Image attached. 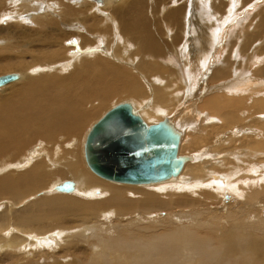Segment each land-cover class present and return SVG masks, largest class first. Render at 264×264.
Here are the masks:
<instances>
[{
    "label": "bare ground",
    "instance_id": "obj_1",
    "mask_svg": "<svg viewBox=\"0 0 264 264\" xmlns=\"http://www.w3.org/2000/svg\"><path fill=\"white\" fill-rule=\"evenodd\" d=\"M176 1L169 8L168 0H0V25L6 24L0 27V74L20 72L0 86L7 87L0 95V264H264V170L255 172L257 178L249 179V186L237 190V185L228 183L233 159L215 152L212 145L223 139L220 134L230 137L242 125L237 109L245 105L248 95L231 96L234 89H242L240 83L253 77L254 89H264V0H237L240 14L222 12V24L208 34L200 21L206 11L195 8L189 22L203 45L196 38L193 46L198 43V47L183 45L178 51L171 50L170 44L173 41L178 48L182 42L187 17L182 20L184 0ZM192 1L197 5L198 0ZM211 3L214 10L215 3ZM37 4L40 14L34 11ZM218 7L223 11L222 5ZM21 13L29 15L20 17ZM253 20L256 26L249 32L245 26L252 28ZM165 34L170 51L164 53V61L151 63L145 56L138 62L132 59L136 50L142 55L144 51L163 53L167 42L160 37ZM196 48L212 51L203 65L184 57L194 58ZM176 53L185 64L183 85L180 74L177 78L176 72L166 68ZM249 53L256 67L246 78L240 59L234 58V63L241 69L231 70L230 58ZM152 77L163 80L157 86L166 82L170 89L175 82L174 87L169 92L156 86L147 91L145 81ZM148 93L150 110L146 108ZM183 94L190 95L189 102L199 100L200 104L192 108L181 100ZM114 95L136 101H119L87 130L82 157L97 178L83 176L77 169L71 137H77L84 123L100 113L98 107ZM249 103L247 113L260 114L264 120V97H252ZM123 105L147 126L164 123L176 136L175 159L180 166L176 174L157 182L131 184L103 179L91 170L85 155L87 136L109 112ZM158 116L162 120L150 122ZM251 122L248 128L255 133L240 135L239 147L254 151L255 156L259 151L264 155V121ZM237 140L232 137L229 146ZM259 161L262 164L264 158ZM240 169L241 176L252 171ZM68 178H72L66 181L71 189L65 193L59 187ZM211 187L213 192H208ZM225 194L231 197L229 202L237 199L238 205L223 204ZM205 198L213 203L206 208ZM204 210H218L219 217ZM225 211L228 226L221 224Z\"/></svg>",
    "mask_w": 264,
    "mask_h": 264
},
{
    "label": "rangeland",
    "instance_id": "obj_2",
    "mask_svg": "<svg viewBox=\"0 0 264 264\" xmlns=\"http://www.w3.org/2000/svg\"><path fill=\"white\" fill-rule=\"evenodd\" d=\"M211 1H214V3H215V8H214V10H213V6L211 5L212 3H211ZM218 1V2H217ZM219 1L220 0H198V3H197V5H195V2L194 1H192V0H184L182 3L183 4H185V7H186V9H185V11H184V13H183V17H182V20H184V18L185 17H187V21L186 22H184L183 24H184V29L183 30H185V31H182V32H184V33H182L181 34V43H180V45L178 46V48H177V45H176V47H175V44L173 43V41L171 42V44H170V48H171V45H172V48H171V50L173 49V48H176V51H178V50H180L182 47H183V45H188V47L187 48H195V47H198V43H196V45H194L193 46V42H194V40L196 39V38H198L199 40H200V43H201V46L203 45V42H202V40H201V36H200V34H198L196 31H194L191 27H193L192 25H191V22H189V21H191L190 20V13H192L193 12V10L196 8V11L198 12L199 11V9H200V7L202 8V9H204L206 12H202L201 14H200V16L202 17L201 18V22H202V26H206V28H207V34L209 33V31H210V29L211 28H213L214 29V26L215 25H219L221 22H220V15H222L223 16V14H222V12H224V11H234L233 12V14H240V11H239V9H238V5H237V0H222V1H220V3H219ZM37 1H34V3L33 2H31V4L32 5H34L35 3H36ZM176 2V4L179 2H177L176 0L175 1H173V2H171V1H169L168 0V2H167V5L166 6H168L169 8L172 6V5H174V3ZM194 2V3H193ZM114 3H116L115 1H114ZM211 3V4H210ZM220 5H222V10L223 11H218L216 8H219L218 7V5L219 4ZM223 3H225L224 5H223ZM191 4V5H190ZM217 4V5H216ZM38 6H36V10H34V11H36V12H38L39 14H40V12H39V9H40V4H37ZM194 5V6H193ZM200 5V6H199ZM203 5V6H202ZM176 6V5H175ZM211 8H210V7ZM224 6H226V7H224ZM232 6H234V7H236L237 9H238V11H237V9L235 8L234 9V7L232 8ZM199 8V9H198ZM231 8V9H230ZM264 8V7H263ZM34 9V8H33ZM32 9V10H33ZM235 11H237V12H235ZM263 11H264V9H263ZM32 12V11H31ZM189 12V13H188ZM217 12V13H216ZM220 12H221V14H220ZM24 13V12H23ZM157 15L156 16H159V17H162V14H158V13H156ZM29 15V13H25V14H20V17H26V16H28ZM213 15V16H212ZM209 16V17H208ZM244 15H242L240 18H242ZM12 18H14V17H11V19ZM29 18H31V17H29ZM250 20V19H249ZM248 20V21H249ZM206 21H208V23L206 22ZM209 21H211L213 24H211V22H209ZM234 21V20H233ZM248 21H245V22H243V23H248ZM9 22V24H11L13 21H11V20H9L8 21ZM168 22V21H167ZM206 22V23H205ZM256 22L257 21H255L254 22V20L251 22L252 24H253V27L252 28H250V26H251V24H250V26H249V24L247 25L246 24V26L245 27H247V28H249V32H252V30H254L255 29V26H256ZM211 24L212 25V27H207V25L208 24ZM8 24V23H7ZM207 24V25H206ZM222 24V23H221ZM6 25V24H5ZM5 25L3 24L2 26L0 25V27H5ZM27 25V24H26ZM27 26H30V27H32L33 25H27ZM249 26V27H248ZM170 28V30L171 31H173V32H175V29H173L171 26L169 27ZM190 28V29H189ZM230 28H228V31H233V30H229ZM187 32V33H186ZM205 32H206V30H205ZM214 33H215V30H214ZM246 33V32H245ZM176 35V34H175ZM230 35V34H229ZM229 35H227V38L228 37H230ZM190 37V38H189ZM113 37H112V41H113ZM264 39V38H263ZM160 40H163V41H165V42H167L165 45L167 46V48L166 49H168L167 51H166V49L164 50V52L163 53H161V54H157V55H155V54H152V53H149V52H147V51H144L143 52V55H142V51H140V52H138V50H136L137 51V53H139V54H135V57H132V59L133 60H137V62H138V60H140L141 58V56H145V57H148L149 58V60L151 61V63H157V64H160L162 61H164L162 58L165 56L164 55V53H166V52H168V51H170V49H169V44L168 43H170L169 42V37L168 38H166V34L164 35V36H162V37H160ZM162 41V42H163ZM165 42H163V43H165ZM259 42V41H258ZM173 43V44H172ZM190 44V45H189ZM111 45H113V48H115L114 47V44H111ZM105 47H106V45H104ZM186 46H184L183 48H185ZM182 48V49H183ZM234 48H237V44H235L234 45ZM255 50V49H254ZM253 50V51H254ZM133 51H135V50H133ZM175 51V52H176ZM209 51H211V50H208V51H206V49H204V50H199L198 48H196V50H195V54H194V58L192 57V55H184V57H185V59H186V57L188 56V58H189V61L190 62H192V60L194 59V61L195 60H197L198 61V63H200V65H203L204 64V62L211 56V54H212V51L211 52H209ZM69 53H71L70 51H68ZM67 52V53H68ZM76 52H78V51H76ZM225 53L226 51H222V53ZM107 53H111V50H107ZM222 53H221V55H220V58H221V60H220V62L222 61V59H223V55H222ZM235 53V52H234ZM233 53V54H234ZM253 53V52H252ZM254 53H255V55H256V50L254 51ZM63 54V53H62ZM65 54V53H64ZM178 53H176V54H173L172 55V59H171V63H169V66H168V64H166V68H168V70H171L170 72H176L177 73V78L179 77V76H181V77H179L178 79H182V81H181V84L183 85V82H185V81H183L184 80V78H185V72H184V67H185V64L183 65V63L181 62V59H182V56H179V55H177ZM153 55V56H152ZM162 55V56H161ZM136 56H138V57H136ZM205 56H207V58L205 59L204 58V60H203V57H205ZM26 58H28V56H25ZM236 57H238L239 59H240V61H241V65L243 66V69L245 70V72L246 73H244L242 76L244 77V76H246V78H248L250 75H253V68H255L256 66L252 63V59H251V57H253V59H254V56H253V54H248L247 56H243L244 58H241V57H239L237 54H235L234 56L232 55L231 56V58H230V61H232L231 62V64H232V67H231V70H233L234 68H237V69H239L241 66H239V67H235V66H237L236 64H237V61H236V59H234V58H236ZM72 58V57H71ZM118 58V57H117ZM123 58H126V57H120L119 59L121 60L122 59V61H124V59ZM191 58V59H190ZM250 58V59H249ZM128 60V61H127ZM247 60V61H246ZM130 61V62H129ZM131 59H127L126 58V60H125V63L126 64H131ZM141 61H143V60H141ZM153 61V62H152ZM188 61V62H189ZM196 61V62H197ZM204 61V62H203ZM236 61V62H235ZM185 62H186V60H185ZM202 62H203V64H202ZM219 62V63H220ZM236 64H235V63ZM246 62V63H245ZM249 62H250V64H249ZM124 62H123V64H125ZM218 63V64H219ZM245 63V64H244ZM125 64V65H126ZM132 64H133V61H132ZM171 64V65H170ZM174 66H176V68L174 67ZM254 66V67H253ZM171 67V68H170ZM245 67V68H244ZM127 68H129L130 69V71H132V72H137L136 70H134V69H132V67H131V65H127ZM170 68V69H169ZM252 68V69H251ZM198 69H200V68H198ZM241 69V68H240ZM239 69V70H240ZM31 70V68L30 69H28L26 72H29ZM193 71H195V70H193ZM192 71V72H193ZM16 72V73H15ZM17 74V75H19L18 73H20V72H17V71H8V72H4V73H1L0 75L2 76V75H6V74ZM251 73V74H250ZM178 74H180L179 76H178ZM164 75V74H163ZM248 76V77H247ZM243 77L242 78H240V79H243ZM154 79H155V81H154ZM253 79H254V77H253ZM253 79H251V78H249V82H250V84H249V82H247V81H245V79H244V82L246 83H244L243 81H239V82H243V83H240V85L241 86H239V88H242V89H239V90H235L234 89V92H232V93H228V92H224V93H226V94H229V96L231 95V96H234V95H236L235 97H243V96H245V98H246V96L248 97V98H246V99H244L245 100V105L244 106H241V107H238V109H237V111L239 112V114L241 115V117H242V119H243V122H242V125H239L240 127L237 129V128H234V130L236 131L235 132V134L234 135H232V136H230L229 137V134L227 135V133H222V134H220L219 136V138H223V139H221V140H218L217 142H214L213 144H212V142H211V144L214 146V148L215 149H213L215 152H217V153H220V154H226L227 156L228 155H230V157H228V158H230L232 161H233V164L234 165H230V168H229V170L228 171H230V173H229V176H230V178H231V180L229 179V181H228V183L229 184H235V185H237L236 186V189L238 190V188H239V186H249L247 183L249 182V179H253V180H256V178H257V176L255 175V172L257 173V172H260V171H262V170H264V168L263 167H261V166H264V161L262 162V164H261V162L259 161V159H261V158H264V155L259 151V152H257V155L255 156V154H254V151H250L249 152V150H247V149H245L244 147H239V140H237L238 138H240V135H241V137L242 136H245V137H248V135H253L255 132L254 131H250V129L248 128V126H250V124H248V123H250L251 121L252 122H254V121H257V122H262V121H264V120H260L259 118L260 117H258V116H260V114L259 115H252V114H249V113H247L248 112V104H250L249 102L251 101V99H252V97H264V89H260V88H256V89H254L255 88V86H253V84H255L254 83V81H253ZM256 80H259L258 78H255ZM159 80H161L160 81V83L161 82H163V80L162 79H160V78H158V77H156V78H151L150 80H146L145 81V84H144V86L147 88V91H152V89H153V87L154 86H156V87H158V88H163V90L165 91V92H169L170 90H171V88L172 87H174V85L173 84H175V82H173L172 83V87H171V85H169L170 86V89H169V87L168 86H166V82H165V85H164V83H162V85H158L157 86V83L156 82H158ZM153 82V83H152ZM18 84V82H15V84ZM231 83H232V81H231ZM236 83H238V82H236ZM253 83V84H252ZM14 84V83H13ZM208 85H211V84H208ZM7 86V85H6ZM164 86H165V88H164ZM186 86V85H185ZM235 86H236V84H235ZM5 87V86H4ZM2 87V88H0V95L2 94V92H4L5 90H7V89H5V88H7V87ZM248 87V88H247ZM250 87V88H249ZM253 87V88H252ZM3 88H4V90H3ZM152 88V89H151ZM169 90H168V89ZM247 90H246V89ZM252 88V89H251ZM260 90V91H259ZM150 91V92H151ZM246 91V92H245ZM251 91V92H250ZM262 91V92H261ZM151 94V93H150ZM149 93H148V96H149V98H148V105H147V109H152V105H151V103H152V99H151V95H150ZM249 94H250V96H249ZM259 94V95H258ZM185 94H183L182 95V97H181V100L183 101V102H185L186 104H192V108L195 106V105H197L198 103L200 104V102L201 101H195V102H189L187 99H188V96H190L189 94H187V95H185ZM257 95V96H256ZM262 95V96H261ZM112 98H108V100L107 101H104L103 102V104L101 105V106H99L98 107V111L100 110V113L98 114V115H96L95 117H92V118H90V119H88L85 123H84V125L81 127V129L79 130V132H78V134H77V137L76 136H74V137H71L72 139H71V141L73 142V147H74V145H75V147H74V150H75V157H77L78 158V166H77V169H78V171H80L81 172V174H83V176H85L86 174H88V175H86V176H91V177H95V178H97L96 176H94L88 169H87V167L85 166V163H84V161H83V157H82V145H83V141L82 140H84V137H85V134H86V132H87V130L90 128V126L93 124V123H95L102 115H103V113H104V111L106 112L108 109H110L111 107H113L114 105H116V104H118V102L119 101H121V102H123V101H129V100H131V101H136V99L134 98L133 99V97H126V96H120V95H114V96H111ZM244 98V97H243ZM247 100V101H246ZM120 103V102H119ZM195 104V105H194ZM244 107V108H243ZM139 108V107H138ZM195 108V107H194ZM243 109V110H242ZM246 109H247V111H246ZM194 110V109H193ZM245 110V111H244ZM154 111V110H153ZM242 113V114H241ZM186 115H187V113H185ZM248 114V115H247ZM243 115V116H242ZM251 117H250V116ZM262 115H264V113L262 114ZM188 116V115H187ZM254 116H256V117H254ZM153 118H155V117H153ZM191 118V117H190ZM249 118V119H248ZM251 118V119H250ZM192 119V118H191ZM255 119V120H254ZM259 119V120H258ZM152 121H150V122H157V121H159V120H162V118H160V116H158V117H156V120L155 119H151ZM246 120H250V122H248L247 123V125L246 124H244V121H246ZM192 122H194L195 123V126H197V121L196 120H193L192 119ZM251 122V123H252ZM246 126V127H245ZM245 128V129H244ZM247 129V130H246ZM246 130V131H245ZM248 134V135H247ZM76 137V138H75ZM234 138V139H236L237 141H235V142H233V146L231 145V146H229V142H230V140H231V138ZM77 139V140H76ZM74 140V141H73ZM77 142H79V143H77ZM225 145V146H224ZM236 145V146H235ZM223 146V147H222ZM229 146V148H228V151H224L223 152V150H222V148H224V147H228ZM219 147V148H218ZM231 147V148H230ZM233 147V148H232ZM35 148H37V145H36V147ZM76 149H77V151H76ZM217 149V150H216ZM197 150V149H196ZM220 150V151H219ZM232 152H231V151ZM200 151H198V152H195V151H193L192 152V154H197V153H199ZM210 153V152H209ZM239 153V154H238ZM248 153V154H247ZM207 154L208 153H206L202 158V163L205 161V159H206V157H207ZM231 154H232V156H231ZM238 154V155H237ZM14 154H10V156H13ZM235 155V156H234ZM260 155V157H258ZM210 156V155H209ZM247 156V157H246ZM189 157H190V159H192L193 157L191 156V155H189ZM234 157V158H233ZM255 157H257L256 159H255ZM243 158H245L244 160H243ZM254 158V159H253ZM247 159L249 160V161H247ZM251 159H252V161H254V162H252L251 161ZM82 161V162H81ZM235 161H237V162H235ZM243 162V164H242V162ZM259 161V162H258ZM192 164L193 163H195V161H190ZM255 163V164H254ZM259 163H260V165H259ZM80 164V165H79ZM238 164V165H237ZM241 164V165H240ZM250 164V165H249ZM217 165H220V163H218ZM240 166L241 167H245L246 169H248V170H250V169H252V171L251 172H246L245 174L246 175H240V171L242 170V169H240ZM54 168H60L58 165H56ZM80 168V169H79ZM254 169V170H253ZM83 170V171H82ZM85 171V172H84ZM88 173H87V172ZM234 171V172H233ZM236 171V172H235ZM239 171V172H238ZM84 172V173H83ZM264 172V171H263ZM86 173V174H85ZM239 175H238V174ZM249 174V175H248ZM238 178H237V177ZM249 176V177H248ZM251 176V177H250ZM233 177V178H232ZM239 178H241V179H239ZM99 179V178H98ZM97 179V180H98ZM245 179V180H244ZM235 180V181H234ZM63 181V182H62ZM62 181H60V182H62L63 184L64 183H68V182H71L72 181V178H68V180L67 179H65V180H62ZM66 181H68V182H66ZM100 182H102L101 181V179L99 180ZM238 183H237V182ZM243 181H244V183H243ZM248 181V182H247ZM233 182V183H232ZM103 183H106V182H103ZM107 184H109V183H107ZM240 184V185H239ZM244 184V185H243ZM256 185H258V184H260V183H255ZM111 185H113V184H111ZM131 185V184H130ZM259 186V185H258ZM145 188V187H144ZM166 188H169L168 190L171 192V191H173V192H176L175 190H173L174 188H172L171 186L169 187H166ZM172 188V189H171ZM146 189V188H145ZM148 189V188H147ZM211 189H212V187L210 188V189H207V191L208 192H213V189H212V191H211ZM154 189H151V191H153ZM206 190V189H205ZM62 192H67V191H62ZM170 194H172V193H170ZM227 194H225L224 196H223V204H227V203H230V204H234L233 206L234 207H236L238 204H236L237 202H238V200L236 199H231V201L229 202V200L230 199H227V198H231L230 196H228ZM168 199H170V200H172L173 198H171V197H169ZM209 198H205L204 199V202H208L207 204H206V206H205V208L207 207V205L208 204H213L212 203V201H210V199L208 200ZM233 200V201H232ZM235 201V202H234ZM203 206V207H204ZM222 207H223V205H221ZM223 208H225V207H223ZM186 209V208H185ZM213 211V212H212ZM227 211V210H226ZM226 211H225V214H224V212H223V216H222V221H221V224L222 225H225V226H228L229 225V223L227 222V214H226ZM210 212H211V214H210ZM206 211V210H204V213H207V214H209L210 216L212 215H214L215 217H219V211L218 210H211V211ZM251 212H253L252 210H251ZM260 212V211H259ZM159 214V215H158ZM204 215L205 217L206 216H209V215ZM260 214V213H259ZM264 213H263V211L261 210V215H263ZM263 217H264V215H263ZM157 219H160V213H158L157 212ZM148 223H149V221H147Z\"/></svg>",
    "mask_w": 264,
    "mask_h": 264
},
{
    "label": "water",
    "instance_id": "obj_3",
    "mask_svg": "<svg viewBox=\"0 0 264 264\" xmlns=\"http://www.w3.org/2000/svg\"><path fill=\"white\" fill-rule=\"evenodd\" d=\"M17 76L0 77V86ZM177 138L164 123L147 126L126 105L109 112L89 132L85 155L91 170L103 179L145 184L161 181L179 170ZM69 191L71 185L59 187Z\"/></svg>",
    "mask_w": 264,
    "mask_h": 264
}]
</instances>
